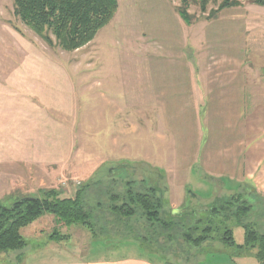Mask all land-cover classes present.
I'll use <instances>...</instances> for the list:
<instances>
[{
  "label": "rangeland",
  "instance_id": "rangeland-1",
  "mask_svg": "<svg viewBox=\"0 0 264 264\" xmlns=\"http://www.w3.org/2000/svg\"><path fill=\"white\" fill-rule=\"evenodd\" d=\"M117 2L118 10L110 24L100 30L88 45L66 53L45 45L15 18L12 0H0V202L9 204L14 197L38 196V190L43 188L57 189L69 196L85 182H105L107 170L117 172L125 169V173L115 175V183L111 180L112 189L116 192L122 190L118 186L119 182L139 183L145 175L144 167L140 169L137 166L145 164L142 162L143 150L137 157L119 160V156H113V151L107 153L102 150L104 145L99 143L98 120L102 127L106 120L112 125L111 111L108 119L97 118V108L103 98L99 93L103 81H118L120 87L115 90L116 94L123 97L128 90H133L138 103H142L145 51L151 49L159 53L162 48V40L150 36V32H168L174 40H178L181 33L185 32V54L198 58L200 64H209L212 68L216 62L212 50L215 43L204 38V32L222 35L240 29L239 22H235L239 17H242L240 20L264 17V6L252 5L250 0H241L240 6L223 10L216 20L211 21L206 20L208 13L202 15L198 9L191 8L189 12L196 20L187 26L175 12L177 0ZM193 32L201 34L200 44H193ZM226 38L223 40H238L237 37ZM120 81H131L130 88ZM250 92L257 94L255 101L261 102L264 99V82L250 85ZM123 120L127 123L125 118L116 119V123L123 126ZM143 120L137 118V121ZM204 131L205 127H202V137ZM261 139L264 149L263 135ZM263 149L259 150L258 164L247 169L239 189H235V183L227 178L219 182L212 181L209 175H201L197 165L187 169L183 167L185 171L178 175L166 173L169 165L189 159L183 157L184 151L170 149L167 151L168 157L156 163L160 166L145 165L160 173L165 171L162 174L167 186L165 197L169 210L177 211L185 202H189L191 199L187 196L190 191L198 197L192 200L193 208L198 209L197 212L202 216L215 197L238 192L251 206L244 222L252 223L258 232L264 233ZM123 162L130 165L121 164ZM204 177L207 181L201 179ZM96 184L91 187L96 189ZM230 188L235 190L228 191ZM93 192H86L87 201L91 205L95 204L91 196ZM103 198L104 195L99 196L100 200ZM230 214L224 213L221 217L226 223L234 225ZM142 218L137 215L129 223L131 229L139 234L143 233L140 230L145 223ZM96 224L99 227L96 229L97 235L105 233L101 239H94L82 226L59 228V232L68 238L58 246L54 242L50 243L57 248L64 245L63 251H52L45 248V244L56 229V224L53 215L45 214L21 231L25 247L1 255L0 264H17L16 259L31 253H40L42 257L39 259L47 261L54 256L67 261L84 257L89 262L125 256H144L150 259L136 242L122 240L124 237L120 235L126 236L129 229L124 230L120 223L113 225L110 221L96 218ZM233 231L235 243L241 244V228L233 227ZM254 254L255 250L238 254L234 247L222 244L213 235L212 240L204 243L200 251L188 250V255L180 263L185 264L189 258L191 262L188 264H264L258 263ZM16 255L19 256L15 259ZM153 260L160 261L157 257H153Z\"/></svg>",
  "mask_w": 264,
  "mask_h": 264
},
{
  "label": "crops",
  "instance_id": "crops-1",
  "mask_svg": "<svg viewBox=\"0 0 264 264\" xmlns=\"http://www.w3.org/2000/svg\"><path fill=\"white\" fill-rule=\"evenodd\" d=\"M240 18L235 21L240 24L239 30L222 35L203 33L204 38L215 43L212 50L216 62L212 68L185 54V32L178 40L168 32H150V36L162 40V48L159 53L145 51L144 91L140 100L143 104L138 103L133 90L123 97L116 94L118 81H103L97 118L108 119L111 111L112 125L106 120L102 127L98 120L102 150L113 151L119 160L137 157L143 150L142 162L153 167L160 166L156 163L166 159L170 149L184 151L183 157L189 159L169 165L166 173L178 175L197 165L201 175L219 182L227 178L239 189L247 169L258 164L264 137V99L255 101L257 94L250 92V85L264 82V17ZM225 37L238 40L224 41ZM201 38L199 32L192 33L193 44H200ZM120 82L128 88L131 86V81ZM140 117L143 122L137 121ZM118 118L127 119V123L123 120L120 126L116 123ZM202 127H205L203 137ZM201 179L207 181L206 177ZM47 240L45 248L63 251L64 245L55 247L60 242L52 246L53 241ZM31 254L19 260L16 255L17 264L21 261L23 264H163L144 256L89 262L84 257L67 261L55 256L47 261L39 259L40 253Z\"/></svg>",
  "mask_w": 264,
  "mask_h": 264
},
{
  "label": "trees",
  "instance_id": "trees-1",
  "mask_svg": "<svg viewBox=\"0 0 264 264\" xmlns=\"http://www.w3.org/2000/svg\"><path fill=\"white\" fill-rule=\"evenodd\" d=\"M177 1L175 12L187 26L196 20L189 12L191 8L198 9L202 15L208 13L206 20L211 21L216 20L223 10L241 4V0ZM250 2L264 6V0ZM12 5L14 17L45 45L66 53L92 42L98 32L110 24L118 10L117 0H12ZM137 166L140 169L144 167V178L139 183L119 182L118 186L122 187L119 192L112 189V182L117 177L115 175L120 176L125 169L117 172L107 170L105 182H85L69 196L57 189L43 188L38 190V196L14 197L9 204L0 202V256L23 249L26 243L21 231L45 214H50L56 224V229L48 237L53 242L67 240L68 237L58 229L72 226H82L94 239H101L105 233L100 236L96 233L99 227L95 225V219L98 218L113 225L120 223L124 230L129 229L126 236L120 235L124 237L122 240L136 242L150 256V261H155L153 257H157L163 264H181L188 250L200 251L203 244L216 235L217 240L234 247L238 254L255 250V259L258 263L264 262V233L258 232L252 223L244 222L251 206L240 193L215 197L200 216L198 209L192 205V200L198 197L189 191L187 197L191 200L177 211H172L166 207L164 175L145 164ZM93 184L97 185L96 189L91 187ZM87 191H94L91 196L95 204L87 201ZM100 195H104L102 200L99 199ZM224 213H231L229 216L234 225L226 223L221 217ZM137 215L145 220L140 230L142 234L133 231L129 225ZM233 227L242 230L241 244L235 243ZM185 261V264L191 262L189 258Z\"/></svg>",
  "mask_w": 264,
  "mask_h": 264
}]
</instances>
